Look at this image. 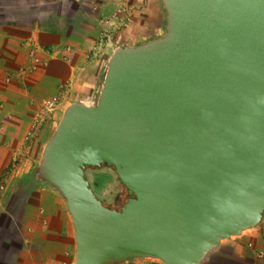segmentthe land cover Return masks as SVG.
<instances>
[{"label": "water", "instance_id": "1", "mask_svg": "<svg viewBox=\"0 0 264 264\" xmlns=\"http://www.w3.org/2000/svg\"><path fill=\"white\" fill-rule=\"evenodd\" d=\"M162 2L166 35L118 47L96 105H70L43 152L75 264H199L264 210V0ZM103 164L128 189L120 210L86 178Z\"/></svg>", "mask_w": 264, "mask_h": 264}, {"label": "crops", "instance_id": "2", "mask_svg": "<svg viewBox=\"0 0 264 264\" xmlns=\"http://www.w3.org/2000/svg\"><path fill=\"white\" fill-rule=\"evenodd\" d=\"M165 14L160 0H0V264H75L63 196L30 163L16 166L25 161L17 153L43 144L49 124L95 92L98 52L160 38ZM32 39L53 53L23 73ZM107 264L165 263L143 256ZM199 264H264V210L255 225L221 239Z\"/></svg>", "mask_w": 264, "mask_h": 264}, {"label": "rangeland", "instance_id": "3", "mask_svg": "<svg viewBox=\"0 0 264 264\" xmlns=\"http://www.w3.org/2000/svg\"><path fill=\"white\" fill-rule=\"evenodd\" d=\"M160 5H161L163 12L165 14L166 10L164 8L162 0H160ZM93 8L94 9L96 8L95 5L93 6ZM96 12L97 11L95 10L94 13H96ZM165 24H166V19H165ZM165 24H164V28L162 30V34L160 37H163L166 35ZM99 25L102 26V23L99 22ZM124 46L125 45H122L121 47H124ZM114 52H115V50L110 52V53H106V56H104L103 53H101V52H98L96 54V56L101 59L99 66L102 65L100 73L98 75L97 83H96L97 84L96 90L92 95H90L89 99H86L84 101H80L77 103H81V104H84L86 106L96 105V103L98 102V97H99L100 92H101L102 82H103V79H104L110 58L112 57ZM101 54H102V56H101ZM66 109L67 108H65V110ZM62 116L57 121L54 120L51 124H49L48 128L46 129V134L44 136V143L43 144H38L34 148H30L28 150L27 149H21L20 151H18L17 157H24L25 161H21L19 158H17V160L18 159L19 160L16 161V166H19V164H21V166H23V165H25V162H27L28 164L30 163V168L33 170V174L40 177L39 170H40V164H41L44 149H45L47 143L53 137L54 132H55ZM26 160H28V161H26ZM27 163H26V165H27ZM85 175H86V178H87L92 190L94 191L96 196L103 202V204L105 206L112 208L118 204V201H119L121 194L123 192V188L119 182L120 180L118 179V177L115 173L114 167L109 166L107 164H103V165L95 167V168H86L85 169ZM47 183L50 184L49 182H47ZM55 189L58 190L57 188H55ZM64 202H65V207L67 208V204H66L65 199H64ZM72 229L74 232L73 226H72ZM233 236L234 235H230L229 237L223 238V239H231V237H233ZM148 258L159 260V259L153 258V257H148ZM159 261H161V260H159Z\"/></svg>", "mask_w": 264, "mask_h": 264}, {"label": "built area", "instance_id": "4", "mask_svg": "<svg viewBox=\"0 0 264 264\" xmlns=\"http://www.w3.org/2000/svg\"><path fill=\"white\" fill-rule=\"evenodd\" d=\"M27 47L30 61L29 65L21 70L23 73L34 71L39 65H44L48 57L53 53V51L49 50L43 44L34 41V39L29 40ZM62 58L65 59V56H62Z\"/></svg>", "mask_w": 264, "mask_h": 264}, {"label": "trees", "instance_id": "5", "mask_svg": "<svg viewBox=\"0 0 264 264\" xmlns=\"http://www.w3.org/2000/svg\"><path fill=\"white\" fill-rule=\"evenodd\" d=\"M120 184H121V186L123 188V192H122L121 197H120V199L118 201V204L115 207H112V208H115V209H118V210H120L125 205V203L127 202L128 198H129L127 187L121 182H120Z\"/></svg>", "mask_w": 264, "mask_h": 264}]
</instances>
